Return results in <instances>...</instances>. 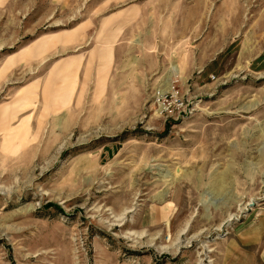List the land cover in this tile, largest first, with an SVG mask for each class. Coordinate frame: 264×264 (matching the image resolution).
Wrapping results in <instances>:
<instances>
[{"label": "rangeland", "instance_id": "374dc122", "mask_svg": "<svg viewBox=\"0 0 264 264\" xmlns=\"http://www.w3.org/2000/svg\"><path fill=\"white\" fill-rule=\"evenodd\" d=\"M0 264H264V0H0Z\"/></svg>", "mask_w": 264, "mask_h": 264}, {"label": "built area", "instance_id": "2783aa9c", "mask_svg": "<svg viewBox=\"0 0 264 264\" xmlns=\"http://www.w3.org/2000/svg\"><path fill=\"white\" fill-rule=\"evenodd\" d=\"M177 94H178V90L177 89H175L174 88V86H172L170 89H168V91H166V92H157L156 93V102L158 103V104H162L163 106H164V110H168L169 109V107L172 105V103H173V101L174 100H167L166 98L168 97V96H170V98L171 97H175V98H178V96H177ZM163 106H162V108H163ZM179 106H182V100H180V102H179ZM180 108V107H179ZM173 109V108H172ZM172 109L170 110V111H172Z\"/></svg>", "mask_w": 264, "mask_h": 264}, {"label": "bare ground", "instance_id": "6f19581e", "mask_svg": "<svg viewBox=\"0 0 264 264\" xmlns=\"http://www.w3.org/2000/svg\"><path fill=\"white\" fill-rule=\"evenodd\" d=\"M176 68H177L176 66H173V70H174L175 72L178 71ZM172 72H173V71H172ZM167 88H168V89L171 88V82H169V83L167 84ZM168 89H167V90H168Z\"/></svg>", "mask_w": 264, "mask_h": 264}]
</instances>
